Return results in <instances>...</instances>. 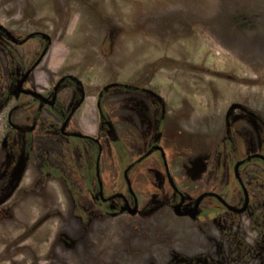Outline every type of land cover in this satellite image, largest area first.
<instances>
[{"label":"flooded vegetation","instance_id":"flooded-vegetation-1","mask_svg":"<svg viewBox=\"0 0 264 264\" xmlns=\"http://www.w3.org/2000/svg\"><path fill=\"white\" fill-rule=\"evenodd\" d=\"M18 26L0 21V215L39 209L44 235L63 208L86 230L96 218L139 219L121 264H264L258 112L233 103L222 134L170 133L153 89L51 68V36ZM114 151L128 156L112 167ZM191 152L213 159L191 164ZM151 218L157 227L141 226Z\"/></svg>","mask_w":264,"mask_h":264},{"label":"rangeland","instance_id":"rangeland-1","mask_svg":"<svg viewBox=\"0 0 264 264\" xmlns=\"http://www.w3.org/2000/svg\"><path fill=\"white\" fill-rule=\"evenodd\" d=\"M0 21L50 35L51 68L153 89L170 133L222 134L233 103L264 118V0H0ZM126 153L114 151L112 167ZM187 155L191 164L213 159ZM23 205L0 215V264H121L139 237L128 231L139 219L96 218L86 230L64 208L44 235L39 209ZM150 222L157 227L153 218L141 226Z\"/></svg>","mask_w":264,"mask_h":264},{"label":"water","instance_id":"water-1","mask_svg":"<svg viewBox=\"0 0 264 264\" xmlns=\"http://www.w3.org/2000/svg\"><path fill=\"white\" fill-rule=\"evenodd\" d=\"M235 105H233L231 108H233Z\"/></svg>","mask_w":264,"mask_h":264}]
</instances>
